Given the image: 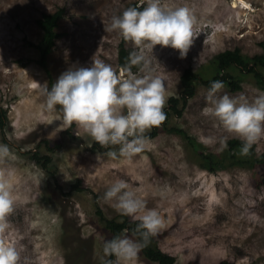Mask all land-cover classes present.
I'll return each instance as SVG.
<instances>
[{"label":"rangeland","instance_id":"obj_1","mask_svg":"<svg viewBox=\"0 0 264 264\" xmlns=\"http://www.w3.org/2000/svg\"><path fill=\"white\" fill-rule=\"evenodd\" d=\"M145 3L0 0V108L8 114L0 143L5 139L14 153L0 161V179L12 185L15 199L8 228L0 239L17 247L21 264H101L102 243L111 234L97 209L108 220L122 221L113 204L101 199L117 179L128 182L146 206L163 217L164 227L156 235L158 246L177 264H264V168L240 167L226 160L223 168L209 172L186 139L167 132L149 139L145 150L131 160H112L102 155L108 149L99 147L83 130L63 124L58 110L43 107L42 86L52 84L36 48L43 37L38 20L64 11L56 29L60 38L47 60L55 83L69 68L90 66L94 56L120 72L124 39L107 27L112 16ZM162 3L165 7L187 6L197 20L186 57L159 45L153 50L157 62L151 67L164 81L165 108L171 97L180 96L186 70L210 79L215 75L213 59L225 51L239 49L250 58L264 54V0ZM125 42L129 53L135 50L131 41ZM231 73L242 89L233 92L224 87L220 95L244 94L251 99L259 89L254 78L238 70ZM206 90L198 82L183 116L172 118L169 124L185 131L201 150L224 158L239 139L205 113L209 107ZM225 136V149L209 141ZM253 147L257 157L263 155L264 138ZM34 155L41 160L51 158L47 169ZM78 182L82 192H72ZM136 264L155 263L140 252Z\"/></svg>","mask_w":264,"mask_h":264},{"label":"clouds","instance_id":"obj_2","mask_svg":"<svg viewBox=\"0 0 264 264\" xmlns=\"http://www.w3.org/2000/svg\"><path fill=\"white\" fill-rule=\"evenodd\" d=\"M196 23L189 7H165L162 0H146L142 8H126L112 16L107 27V31L118 32L136 46L120 72L95 56L90 66L69 68L50 88L42 86L44 109L58 110L63 124L74 125L108 149L103 156L131 160L148 145L145 133L167 118L165 84L151 67L153 61L157 62L153 50L159 45L177 51L180 58L186 57L196 36ZM133 67L137 69L135 73ZM223 88V81L210 83L205 94L209 107L204 111L226 133L241 141L240 154L247 156L253 145L264 138V90L257 89L249 99L244 94L220 95ZM227 140L228 136L209 138L221 149L228 147ZM13 156L10 146L0 143V161ZM101 199L111 202L121 216L138 221L131 235L125 229L103 240L101 264H136L142 249L164 227L163 217L156 209L148 208L137 190L123 179L114 181ZM14 204L12 185L0 179V233H6L7 217ZM0 264H21L17 247L4 239H0Z\"/></svg>","mask_w":264,"mask_h":264},{"label":"trees","instance_id":"obj_3","mask_svg":"<svg viewBox=\"0 0 264 264\" xmlns=\"http://www.w3.org/2000/svg\"><path fill=\"white\" fill-rule=\"evenodd\" d=\"M135 6L137 8H142L145 4L137 6L136 4L131 5L130 7ZM64 11L58 10L53 14H45L43 17L38 20L37 25L43 33V37L39 44L36 45L40 53V64L47 72L50 77V84H53V77L51 72L47 67V60L49 55L52 53L56 41L60 38V35L57 33L56 29L58 27L59 21L63 18ZM125 40H123L120 51H119V66L126 63L127 57L129 56V51L125 47ZM215 75L210 79H203V76L188 69L184 72L181 77V86L182 91L179 97H171L168 100L167 107L165 108L166 119L158 127H153L149 133H145L149 139H155L162 132H167L170 134H176L184 139H186L189 144L194 148L195 152L199 155L202 161V168L208 170L209 172H214L217 168H223L225 166L224 162L232 161L234 165L246 168H253L256 166H261L264 168V154L259 157L256 156L254 147L250 150L249 155L244 156L240 154L241 141L236 140L232 148L227 151V155L222 158L220 156L214 155L209 152H205L200 149V146L191 138L185 131L178 129L176 127H170L169 121L172 118H181L187 103L190 99L195 96L196 85L198 82L203 83L207 88L210 86L212 81H223L224 87H227L233 92L240 91L242 89L241 82L235 78L231 71L238 70L241 74L251 75L256 85L259 89L264 90V54L258 55L255 57H247L241 53L239 49L233 51H225L217 55L212 61ZM133 72H136V67L132 68ZM8 126V114L7 111L0 108V131L4 132ZM3 142L7 144V141L3 139ZM100 147V145H98ZM98 147V148H99ZM229 153V156H228ZM33 159L36 160L38 164H42L44 168L47 169L48 164L51 162L50 157H44L43 160L39 158V155H34ZM80 182L76 183L72 187V192H82L80 187ZM264 184V179H263ZM97 213L100 216L101 220L105 222L106 228L111 234V238L123 230L128 229V233L132 234V229L136 227L138 221L132 220L130 217L123 216L122 221L117 220H108L106 219L102 212L97 209ZM142 254L144 257L155 264H177L176 259L173 256H170L164 253L158 246L157 237L151 239V243L142 249ZM110 259H115L111 257ZM221 264H232L229 262H222Z\"/></svg>","mask_w":264,"mask_h":264}]
</instances>
